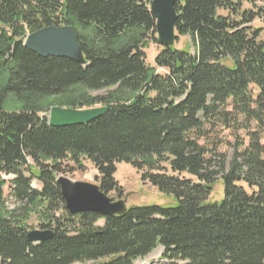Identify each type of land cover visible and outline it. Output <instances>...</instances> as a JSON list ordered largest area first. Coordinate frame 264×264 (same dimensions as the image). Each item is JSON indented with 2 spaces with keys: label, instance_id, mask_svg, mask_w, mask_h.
I'll use <instances>...</instances> for the list:
<instances>
[{
  "label": "trees",
  "instance_id": "16d2710c",
  "mask_svg": "<svg viewBox=\"0 0 264 264\" xmlns=\"http://www.w3.org/2000/svg\"><path fill=\"white\" fill-rule=\"evenodd\" d=\"M248 2L176 0L175 41L191 46L160 45L151 68V0H0V264H135L158 247L155 264H264V30L252 26L264 8L244 9ZM52 26L77 34L81 63L25 47L28 35ZM103 89L105 96L88 94ZM10 97L19 107L6 109ZM54 97L108 111L53 128L39 112ZM231 123H254L255 131L226 163L198 141L207 124ZM83 160L98 171L102 193L117 190L116 165L125 163L176 204L133 206L119 217L69 215L56 180L65 162L81 168ZM219 181L224 198L215 202ZM6 184L18 205L12 211ZM30 212L50 239L27 241Z\"/></svg>",
  "mask_w": 264,
  "mask_h": 264
},
{
  "label": "rangeland",
  "instance_id": "374dc122",
  "mask_svg": "<svg viewBox=\"0 0 264 264\" xmlns=\"http://www.w3.org/2000/svg\"><path fill=\"white\" fill-rule=\"evenodd\" d=\"M244 9H263L264 3L260 2L259 0H251L244 4ZM253 28H259L264 30V12L262 15L257 18L253 24ZM264 35V31H262L261 36ZM157 38V33H156ZM173 45L176 48L183 49L185 46L189 45V40L185 37H179ZM161 46L155 44L151 40L148 39V44L146 48H144L145 52V62L148 67L154 68L155 67V57L158 55L159 51L161 50ZM165 71L162 69H158L156 71L157 74H165ZM85 92V91H84ZM83 91H76L74 93V97L79 98L84 94ZM109 90L103 89L99 90L98 92H88L92 97H102L107 95ZM252 98L255 99L257 97L258 91L256 88L251 87ZM64 97H54L51 99H43L40 102L41 110L39 112L40 116H48V109H52L54 107H59L63 109H77V110H85V109H93V108H100L103 107L102 103H96L91 106L85 107H72L65 105L62 103ZM19 107L18 104L15 102L13 98H9L8 105L6 109H15ZM44 109V110H43ZM240 119V118H239ZM240 126L234 123H231L228 127L216 125V124H207L203 128V137L199 139V144L204 146L209 151H213L219 155H224L226 163L230 162L231 158L233 157L235 151L241 152L245 150V148L249 145L250 142V133L255 131V124L252 123L250 125V129L244 130L240 129ZM264 137L261 139V143H263ZM82 165L81 168H78L72 162H65L63 164L65 173L59 174V176L65 177L70 181L76 182H84V183H91L94 185H98V177L97 170L91 165V163L87 160L81 161ZM117 172L114 176V180L118 185L117 190L113 192H109L106 194L109 198L118 201L119 199H123L127 196L128 202L127 206H143V205H158V206H174L176 204V200L171 196H161L156 188L150 185V183H144L141 181L142 172H139L135 168H131L129 165L125 163H118L116 165ZM31 187L34 190L40 191L42 186L38 184L36 181L31 183ZM12 187L7 184L4 187V202L6 203V207L8 211H12V209L16 208L18 205L14 202L13 199L10 198L9 194L11 192ZM223 182L219 181L213 190V193L210 195L211 200L215 202H220L223 200ZM28 218L24 221L28 231H43L40 230L39 225L42 222L41 217L37 216V213L30 212L27 216ZM97 227L103 226V221H99L96 224ZM47 230V229H44ZM161 252L160 248L156 249L152 252L149 256L145 258H140L135 261V264H155L156 262H160L157 256Z\"/></svg>",
  "mask_w": 264,
  "mask_h": 264
},
{
  "label": "water",
  "instance_id": "95a60500",
  "mask_svg": "<svg viewBox=\"0 0 264 264\" xmlns=\"http://www.w3.org/2000/svg\"><path fill=\"white\" fill-rule=\"evenodd\" d=\"M150 13L156 20L155 31L159 45L172 47L175 37V12L176 0H151ZM28 50L41 57H57L71 59L81 63V49L78 36L69 27L44 28L30 34L24 42ZM191 45H188L189 49ZM108 111L106 107L77 110L54 107L48 113V125L55 127L82 126L92 122ZM56 184L60 188L61 196L65 204V210L69 215L96 213L103 218L106 216L126 215L128 210L127 196L118 201H113L100 187L89 182H76L59 176ZM53 232L50 230L28 231L27 241L39 244L50 239Z\"/></svg>",
  "mask_w": 264,
  "mask_h": 264
}]
</instances>
